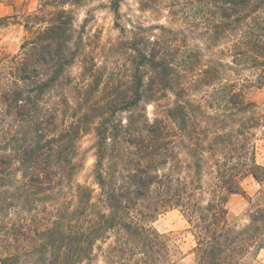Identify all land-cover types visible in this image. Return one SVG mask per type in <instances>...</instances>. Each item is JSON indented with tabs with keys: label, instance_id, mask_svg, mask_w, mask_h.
<instances>
[{
	"label": "trees",
	"instance_id": "obj_1",
	"mask_svg": "<svg viewBox=\"0 0 264 264\" xmlns=\"http://www.w3.org/2000/svg\"><path fill=\"white\" fill-rule=\"evenodd\" d=\"M7 1L27 34L0 56V264H179L182 249L153 226L173 209L194 264H253L264 249V113L249 91L264 85V0H141L185 25L123 24V0H111L122 59L110 71L77 28L84 0L23 13ZM88 134L92 184L76 180ZM236 194L249 202L243 221L229 218Z\"/></svg>",
	"mask_w": 264,
	"mask_h": 264
},
{
	"label": "rangeland",
	"instance_id": "obj_2",
	"mask_svg": "<svg viewBox=\"0 0 264 264\" xmlns=\"http://www.w3.org/2000/svg\"><path fill=\"white\" fill-rule=\"evenodd\" d=\"M19 11H34L37 9L38 0H17ZM148 1L150 0H146ZM160 1V0H156ZM158 10L157 12L150 8H143L141 0H123L121 5V18L123 24H128L131 21L150 23H166L171 25H185L188 20L185 14L179 12L178 15H171L169 7ZM176 9H178L176 7ZM16 11L7 0H0V18H9L5 24L0 23V56L2 54L16 55L21 48V44L27 34L24 26L21 23V17H14ZM77 28L85 29V41L87 50L94 56L96 68L106 67L107 71L120 62L122 59L121 53L114 47L118 42L119 29L115 27V14L111 9V0H84L76 7ZM117 51V52H116ZM74 77L79 80L83 75V67L77 64L71 70ZM249 97L255 101L261 112L264 113V85L254 87L249 91ZM172 100V99H170ZM164 100L166 104L170 101ZM1 107V105H0ZM160 109V108H159ZM148 111L152 117L155 112V107L149 105ZM94 141L93 134L86 135L81 140V153L85 158L84 169L76 177L79 182H93V168L95 163L94 151L92 144ZM257 160L264 164V134L260 135L257 142ZM244 186L251 195H255L260 185L252 177L244 180ZM249 206L247 197L236 194L229 201V218L231 221H243L244 214ZM153 226L162 234L167 235L173 243L179 246L183 253L184 259L179 264H194V254L191 249L195 245L194 237L189 230V224L178 209H173L160 214L154 221ZM253 264H264V249L261 250L257 259Z\"/></svg>",
	"mask_w": 264,
	"mask_h": 264
}]
</instances>
